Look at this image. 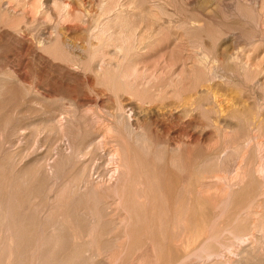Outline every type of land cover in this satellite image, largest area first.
Wrapping results in <instances>:
<instances>
[{
  "label": "bare ground",
  "instance_id": "1",
  "mask_svg": "<svg viewBox=\"0 0 264 264\" xmlns=\"http://www.w3.org/2000/svg\"><path fill=\"white\" fill-rule=\"evenodd\" d=\"M169 2L0 0V98L19 120L7 139L0 123V264H264L263 31L236 43ZM28 68L48 105L33 155L31 91H9Z\"/></svg>",
  "mask_w": 264,
  "mask_h": 264
},
{
  "label": "rangeland",
  "instance_id": "2",
  "mask_svg": "<svg viewBox=\"0 0 264 264\" xmlns=\"http://www.w3.org/2000/svg\"><path fill=\"white\" fill-rule=\"evenodd\" d=\"M169 1V0H168ZM224 1V2H223ZM222 2H221V0H170V2H169V6H168V9H169V11H172L173 13H175V16H174V18H178V19H182V18H188V16L189 17H191V16H195V17H197V18H201V19H207L208 18V21H210L211 23H224V24H228V26L229 25H231L230 26V32L232 33H234V35H233V37H235L234 38V40H235V42H236V39H237V41H242L243 39H245L246 40V42H245V45H247V44H250V43H252L253 42V40H255L256 38H259L261 35H262V32H261V34H260V31L262 30L263 31V34H264V29H263V27H264V21H262L263 19L260 17V15H259V17H257L258 16V14H259V5H260V3L262 2V1H264V0H245V2L247 1V2H249V3H247L246 2V5H243L242 7H243V9H244V11L246 10V16L245 15H243V17H241L242 15L241 14H239V9H236V12H234L235 10H234V6L233 5H236V4H240L241 3V1L242 0H240V1H237V2H240V3H237L236 1H234V0H231V2L229 3L228 2V0H223ZM230 1V0H229ZM234 1V3H232ZM177 2V3H176ZM198 2V3H197ZM225 2H227V3H225ZM245 2H244V0H243V2L241 3V4H245ZM187 3V4H186ZM203 3V4H202ZM229 3V4H228ZM251 3V4H250ZM204 5V6H203ZM207 5V6H206ZM210 5V6H209ZM248 5V6H247ZM258 5V6H257ZM200 6V7H199ZM202 6V7H201ZM214 6V7H213ZM233 6V7H232ZM238 6H240V5H238ZM220 9H219V8ZM244 7H248L247 9H245ZM258 7V8H257ZM223 8V9H222ZM228 8V9H227ZM233 8V9H232ZM238 8V7H237ZM251 9V11H250V9ZM220 11H219V10ZM206 10H207V12H206ZM218 10V11H217ZM232 10H234V11H232ZM247 10H249V11H247ZM175 11V12H174ZM229 11H230V13H231V11H232V16L231 15H229L230 13H229ZM252 11H255V12H252ZM258 11V14L256 13ZM223 12V13H222ZM228 12V13H227ZM235 14H234V13ZM247 12H249V13H247ZM251 13H254V15H255V17L256 18H254L253 16V14L251 15ZM226 14H228V15H226ZM257 14V15H256ZM177 15H178V17H177ZM250 15H251V17L252 18H254V19H252V18H250ZM229 16V17H228ZM244 16H245V19H244ZM249 16V17H248ZM224 17V18H223ZM228 17V18H227ZM234 17H235V19H234ZM240 17V18H239ZM248 17V18H247ZM217 18V19H216ZM223 18V19H222ZM236 18H238L239 20H240V23H241V20H242V22H244V24L243 23H241V24H243L242 26L240 25L239 26V21H238V19H236ZM242 18V19H241ZM247 18V19H246ZM260 18H261V21H260ZM249 19V20H248ZM257 19L259 20V22L260 23H258L257 22ZM245 20H247L248 22H249V25H247L248 24V22H247V24H246V22H245ZM234 22H236V24H235V27H234V24L233 23ZM230 23V24H229ZM262 23H263V25H262ZM260 24H261V27H260ZM256 25H257V27H256ZM228 26H227V28H228ZM238 26V27H237ZM249 26V27H248ZM260 28H259V27ZM236 27H237V29L240 31L242 28V31L243 30H245V32L243 31V32H240V34H236V33H239L238 31H236L235 32V30H237L236 29ZM248 27V28H247ZM255 27V28H254ZM233 29V30H232ZM255 30V31H254ZM251 32V33H250ZM255 32H256V35H254L255 34ZM242 33V34H241ZM250 33V34H249ZM252 33H253V35H254V37H256V38H253V40H252V37H253V35H252ZM260 35H259V34ZM237 36H236V35ZM245 34V35H244ZM258 34V35H257ZM241 35H242V37H241ZM238 36H240V37H238ZM245 36V37H244ZM252 36V37H251ZM238 37V38H237ZM244 37V38H243ZM240 38V39H239ZM242 38V39H241ZM244 40V41H245ZM244 41L243 42H241L242 44H244ZM237 43V42H236ZM239 43V42H238ZM241 43H239V44H241ZM249 46V45H248ZM4 52L6 53V50H3V49H1L0 50V53H2V54H4ZM2 63H5L4 61H0V71L2 72V73H4V72H7V70H8V68H7V63H5V66H4V64H2ZM4 66V68L2 69L1 67H3ZM27 70V69H26ZM28 72H30V73H28ZM33 71L32 70H30V68H28V71H26L25 73H24V80H22L23 82L21 83V84H18L17 82H14L13 84H11L10 86L12 87H10L9 89V91H11V92H13L12 94H11V97H12V95L13 94H15V96L14 97H16V99H18L17 101H18V103H20L22 100H21V98H20V96H23L24 95V91L27 89V91L29 90V91H31L30 92V94H28L27 95V97L28 96H30V97H28V98H26L25 99V101L26 102H23L22 101V109L24 110V108L25 109H27L28 107V109H29V111L28 110H26V115H27V117H29L30 115V119L31 120H33V121H29L30 123H28V128L29 129H27V131H28V138H27V141H26V144H24V146L26 145V147H24V152H25V150H26V153L28 152H30L31 154L33 153V154H35V153H37V151H35V150H37V147H38V143L39 142H41V143H39V146H40V144H41V146L44 144V139H41V137L43 136H40L39 135V133L41 134L42 132V130H45L44 128L45 127H47L46 126V124H44L43 122H41V120H38L37 119V114H38V112L36 111V110H33V111H31L32 109H37V110H41L42 108H43V106H48V105H46V102L47 101H43L42 100V97H41V95H39V97H38V93H37V91H35V89L36 88H38V86H37V82L39 81V79L38 78H36L35 77V75H33L34 73H32ZM30 75V76H28V75ZM32 76V77H31ZM29 80V81H28ZM25 81V82H24ZM34 81V82H33ZM17 85H16V84ZM24 83V84H23ZM29 84V85H28ZM22 85H24V87L22 86ZM26 85V86H25ZM34 85V86H33ZM28 87H29V89H28ZM31 87H32V89H31ZM35 87V88H34ZM14 88H17V89H15V91L16 90H18V91H13L14 90ZM26 88V89H25ZM19 90H21V92L19 91ZM37 94V95H36ZM9 96V97H8ZM4 97V98H3ZM2 98H0V105H2V107L0 106V123H4V122H2L1 120H4L5 121V119L7 118V117H5V119H1V118H4V116H8L9 118H7V119H10V117L13 115V114H11V112L9 113V115H8V110H10L11 109V106L13 105L12 104V102H10V93L6 96L7 98H5V96H3ZM18 97V98H17ZM29 98H30V100H29ZM31 98H32V100H35V101H33V103L31 102L32 100H31ZM38 98V99H37ZM5 99V100H4ZM9 99V100H8ZM28 99V100H27ZM9 102V104H7ZM28 102V103H27ZM30 102V103H29ZM35 102V103H34ZM45 104H44V103ZM11 103V104H10ZM25 103V104H24ZM34 104V105H33ZM48 104V103H47ZM3 105H6V107L5 106H3ZM24 105V106H23ZM31 105V106H30ZM36 106V107H35ZM42 106V107H41ZM7 107H9L8 109H6ZM33 107H35V108H33ZM41 107V108H40ZM7 110V111H6ZM25 111V110H24ZM7 114H6V113ZM29 112V113H28ZM33 112V113H32ZM36 112V113H35ZM34 113L36 114V115H34ZM40 113V112H39ZM11 114V115H10ZM23 115V114H22ZM25 114H24V116H26ZM33 116V117H32ZM14 116H12L11 117V119L10 120H15V122L14 121H11L12 123L10 124V126H9V124L8 125H6V126H2V125H0V127H5V128H7L8 126L11 128H7L6 130H7V133H9L10 131L13 133V131L12 130H15V128L13 129V126L15 125V123H18V119L16 118V119H14L13 118ZM6 119V120H7ZM38 120V121H37ZM14 122V123H13ZM31 122H32V124H31ZM27 122H25V124H26ZM40 123H42V125L40 124ZM14 124V125H13ZM39 124V126H37ZM17 125L18 124H16L15 126L17 127ZM40 125H41V129H40ZM14 126V127H15ZM3 128H0V130H1V133H3L4 132V134L6 133L5 132V128L3 129ZM39 130H38V129ZM47 129V131H48V129L49 128H46ZM83 129V128H82ZM2 130H4V131H2ZM10 130V131H9ZM38 130V131H37ZM33 131L34 132H36V133H33ZM11 132H10V136H8L7 134H5V137H4V134L2 135L4 138H6L7 139V137L9 138V137H11ZM32 132V133H31ZM38 132V133H37ZM0 133V134H1ZM32 134V135H31ZM32 136V137H31ZM38 136H40V137H38ZM30 138H32L31 139V141H30ZM38 138V139H37ZM43 138V137H42ZM0 139L1 140H3V138H1L0 137ZM36 139V140H35ZM5 140V139H4ZM3 140V141H4ZM35 141V142H34ZM39 141V142H38ZM32 142V143H31ZM32 145H31V144ZM28 144V145H27ZM37 144V145H36ZM35 145V146H34ZM0 146H2L1 144H0ZM27 147H29V150H31V151H27ZM30 147H32V148H30ZM26 148V149H25ZM1 150V149H0ZM33 150H34V152H33ZM25 153V154H26ZM27 153V154H28ZM30 153H29V155H30ZM22 154L24 155V153L22 152ZM32 154V155H33ZM16 155V154H15ZM19 155V154H18ZM17 155V156H18ZM13 157V161H15V159L17 160V163H18V160H20L21 158H18L17 156H15L14 157V155H9V157L8 158H10V157ZM22 156V155H21ZM3 157H4V155H3ZM12 157L10 158V159H12ZM17 157V158H16ZM7 159V158H6ZM6 162H8V160L6 161ZM32 162V161H31ZM30 162V164L28 163V165L26 164V165H24V167H23V171H22V175L23 176H27L26 178L28 179V177H30L29 179H31V180H34V178H37L36 176V171H37V169H36V171H35V168H37V163H35V162H33L34 164L32 165V163ZM37 162V161H36ZM29 165H31L32 167H30ZM29 166V167H28ZM36 166V167H35ZM24 168H28V170H29V168L31 169H33L32 171H28V170H26V169H24ZM27 172H26V171ZM7 172L9 171V172H11V170L10 169H8V170H6ZM6 171H4L5 173H6ZM25 171V172H24ZM35 171V172H34ZM32 172V173H31ZM33 172H34V174H33ZM6 174H8V173H6ZM25 174V175H24ZM32 174H33V176H32ZM36 175V176H35ZM39 179V178H38ZM41 181H42V179H40ZM39 180V181H40ZM35 181V183L36 184H39V185H37V187L39 186L40 188H41V190H37V195H41V197H40V195H39V197H38V199L39 200H37V204L39 205V207L40 206H42L43 204H42V201L44 202V203H47V199H46V195H45V193L47 194V191L49 192V190H50V187L49 186H47V184H46V182H44V180L42 181V182H44L43 183V186H41L42 184H41V182H39L37 179L36 180H34ZM37 181H38V183H37ZM79 182L78 183V185H76L77 183H75V182ZM74 182V181H73ZM72 182V183H73ZM75 182L73 183V185L71 184V183H69L68 184V186L69 185H72L71 187H72V189H73V187L75 186V188L76 189H78V187L80 186L79 184H81V186L83 185L84 186V184L86 183V181L85 180H82V181H80V180H75ZM84 182V183H83ZM47 186V188L49 189V190H47V188H46V192H45V185ZM75 184V185H74ZM68 186H67V188H68ZM77 186V187H76ZM80 186V187H81ZM44 187V190L42 189ZM79 187V188H80ZM70 188V187H69ZM68 188V189H69ZM75 189V190H76ZM26 190V189H25ZM29 190V189H28ZM43 190V191H42ZM79 190V189H78ZM42 193H41V192ZM74 191V190H73ZM71 189H69V192H73ZM77 191V190H76ZM40 192V193H39ZM67 192V191H66ZM65 192V195H67L68 193H66ZM44 193V194H43ZM78 193H80V191H78L77 193H76V196L78 195L79 196V194ZM64 194H63V197H65L66 198V196H65ZM68 195H70L71 196V194H68ZM67 195V196H68ZM72 195L73 196H71L72 198H69V196H68V198L69 199H72L73 200V198L75 199V197L76 196H74V192L72 193ZM81 195V194H80ZM44 198H43V197ZM80 197V196H79ZM79 197H77V198H79ZM89 197H91V196H88V200L86 199L87 198V196L85 197V196H83L82 198H84L82 201H80V206H82L83 208H84V204H85V207L86 206H90L89 204H90V199H89ZM64 198V199H65ZM76 198V199H77ZM82 198H79L80 200L82 199ZM42 199V200H41ZM75 199V200H76ZM95 199V198H94ZM94 199H92V201L94 200ZM74 200V201H75ZM85 200V203L83 202ZM90 200V201H89ZM74 201H72V202H74ZM77 201H79V200H76V202ZM41 202V203H40ZM96 199L94 200V204L96 205ZM84 203V204H83ZM89 203V204H88ZM42 204V205H41ZM88 204V205H87ZM92 205V204H91ZM38 207V206H37ZM38 207V209H40ZM81 207V208H82ZM93 207H94V205H93ZM82 208V209H83ZM86 208H89V207H86ZM90 208H92V207H90ZM85 209V208H84ZM112 235H113V233H112ZM114 235H115V233H114ZM112 244V245H111ZM111 244H107V247H109L108 249H110L109 251L110 252H112V250H114V245H113V243H111ZM106 246V245H105ZM107 249V250H108ZM105 255H107V252H106V254H102V258L104 259L105 258ZM109 256V253H108V255L106 256V257H108ZM107 259V258H106ZM207 264V263H206Z\"/></svg>",
  "mask_w": 264,
  "mask_h": 264
}]
</instances>
